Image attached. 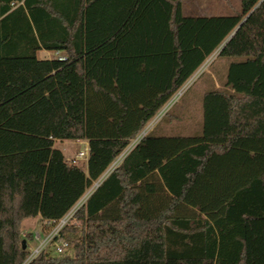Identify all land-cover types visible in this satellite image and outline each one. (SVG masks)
<instances>
[{
  "label": "trees",
  "instance_id": "obj_1",
  "mask_svg": "<svg viewBox=\"0 0 264 264\" xmlns=\"http://www.w3.org/2000/svg\"><path fill=\"white\" fill-rule=\"evenodd\" d=\"M257 1L186 18L182 0H0V264H23L22 221L63 218L220 46L233 94L205 93L201 133L143 137L62 229L74 256L29 264H264V2L229 38ZM55 140L86 141V170Z\"/></svg>",
  "mask_w": 264,
  "mask_h": 264
},
{
  "label": "crops",
  "instance_id": "obj_2",
  "mask_svg": "<svg viewBox=\"0 0 264 264\" xmlns=\"http://www.w3.org/2000/svg\"><path fill=\"white\" fill-rule=\"evenodd\" d=\"M223 3L228 5L229 1L228 0H182V4H181L182 16L186 18L187 17L188 18L223 17V16L214 15L219 11V8ZM220 48L221 46L218 49H216L204 61V63L192 74V76L195 75L192 80V82L194 83L193 85L198 84L200 87L198 96L193 100L194 104L190 103L189 107L186 108L184 111H182V113L180 112L175 114L171 111V109L173 108L172 106H175V104L179 102V100H182V98L184 97L183 91H180V89L182 88L181 87L176 93H178L179 91L180 92L177 95L175 93L172 96V98L159 110L161 111L163 109L162 110L163 112L159 114L155 119L156 115L158 114L157 113L147 123V125L142 129V131L129 143L126 149L119 156V159L117 161L118 164L121 163V161L130 153V151L138 144V142L147 135L153 134L157 137H177V136L192 137L199 135L201 133L202 123H203L202 99L205 93L210 91H226L230 94H233V90L231 89L229 90L228 88L225 87L226 71L228 66L226 61L223 60L222 62V59L218 58V53ZM42 51H38L37 53ZM43 52L51 54V57L48 58L49 60L55 58V53L47 52V51H43ZM59 54L64 55L63 53H59ZM140 134L141 136H139ZM75 142L82 143L85 146L83 151L85 152L87 151V154L80 162L87 163V158H88L87 142L86 141H75ZM112 170L113 167L107 173L104 172V174L96 181V183H98L99 185L111 173ZM92 192H90L88 196L83 200L84 202ZM35 219H39V221H41L39 217Z\"/></svg>",
  "mask_w": 264,
  "mask_h": 264
},
{
  "label": "rangeland",
  "instance_id": "obj_3",
  "mask_svg": "<svg viewBox=\"0 0 264 264\" xmlns=\"http://www.w3.org/2000/svg\"><path fill=\"white\" fill-rule=\"evenodd\" d=\"M228 1H229V4L226 5L225 3H223L220 6L219 11L217 13H215L214 15H216V16H233L240 11V0H228ZM50 57H51V54L43 52V51L37 53V58L39 60H49L48 58H50ZM222 62H223V59H222ZM194 76L195 75L190 77L186 81V83L182 86V88L180 89V91H183L184 97L182 98V100H179V102H177L175 104V106H172L173 108L171 109V111L173 113H175V114L180 113V112L182 113V111H184L186 108H188L189 104L193 103V100L198 96L200 87L198 84L193 85L194 83L192 82V80H193ZM178 93H176V95ZM162 110L158 112L155 119L157 118V116L159 114H161L163 112ZM139 136H141V134ZM53 148L59 150L63 154L65 160L70 161L74 158V156L78 152L83 151L85 146L82 143L75 142V141L55 140L53 143ZM118 159H119V157L108 167V169L105 171V173H107L114 166V164L118 161ZM76 165L81 167L84 171L86 170V163L78 162ZM95 183L96 182H94L92 184V186L86 190L83 197L78 201V203L69 212H71L79 204H81V202L88 196L89 192L91 191V189ZM41 223L42 222L39 221V219H27V220L22 221V223L20 225L22 238H23L24 234L30 235L29 238L26 239L27 251L29 252V254H31L39 246V242L34 240L35 233H38L40 235L41 239H43L41 234H43L44 228H43V226L41 227ZM76 237L77 236H73V235L68 236V240L71 241L70 243L72 244L71 249L68 251V253H70L71 257L74 256V250H73L74 246L73 245L75 244V238ZM46 250H48L50 252V255L52 257H61L60 255H58L53 250V248L51 246H48Z\"/></svg>",
  "mask_w": 264,
  "mask_h": 264
},
{
  "label": "built area",
  "instance_id": "obj_4",
  "mask_svg": "<svg viewBox=\"0 0 264 264\" xmlns=\"http://www.w3.org/2000/svg\"><path fill=\"white\" fill-rule=\"evenodd\" d=\"M263 2L264 0H258L255 5V8L258 7ZM55 59L60 62L66 61V57L58 53H55ZM86 154H87V151L78 152L74 156V158L68 162L77 164L78 162L82 161V159L84 158ZM117 164L118 162L114 164L113 169L117 166ZM97 186H98V183H95L90 192H92ZM82 203L79 204L71 212H68L63 218L59 220L42 221L41 227L43 226L44 231H43V234H41V236L43 237V239H41L38 233H35L34 240L39 242V246L31 254L28 255L27 259L25 260L23 264H29L40 252L46 250L48 246H51L53 250L61 257L71 256L70 253H68V251L71 249L70 243L65 239H61L60 233L62 229L72 220L73 214L82 205ZM25 236L26 234L23 235V238H25Z\"/></svg>",
  "mask_w": 264,
  "mask_h": 264
},
{
  "label": "water",
  "instance_id": "obj_5",
  "mask_svg": "<svg viewBox=\"0 0 264 264\" xmlns=\"http://www.w3.org/2000/svg\"><path fill=\"white\" fill-rule=\"evenodd\" d=\"M255 10V7L252 9V11L245 17V19L238 25V27L231 33V35L229 36V38L236 32V30L241 26V24L246 20V18ZM26 247V242L25 240L23 239L21 241V248L22 250H24Z\"/></svg>",
  "mask_w": 264,
  "mask_h": 264
}]
</instances>
